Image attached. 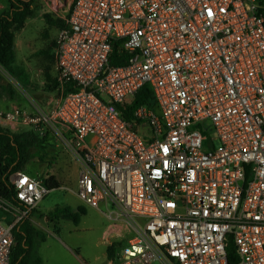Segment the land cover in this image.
I'll return each instance as SVG.
<instances>
[{
	"label": "built area",
	"instance_id": "1",
	"mask_svg": "<svg viewBox=\"0 0 264 264\" xmlns=\"http://www.w3.org/2000/svg\"><path fill=\"white\" fill-rule=\"evenodd\" d=\"M66 1L59 97L48 112L0 110V127L28 126L76 164L75 197L110 221L112 264H228L229 240L234 264H264V0H43V9ZM116 43L121 65L109 62ZM66 82L76 90L63 93ZM144 85L155 108L126 118ZM9 180L18 203L0 198L13 218H0V264L15 224L50 192L37 174Z\"/></svg>",
	"mask_w": 264,
	"mask_h": 264
},
{
	"label": "rangeland",
	"instance_id": "2",
	"mask_svg": "<svg viewBox=\"0 0 264 264\" xmlns=\"http://www.w3.org/2000/svg\"><path fill=\"white\" fill-rule=\"evenodd\" d=\"M38 1V17L49 14L53 19L62 21V15L66 16L67 12L64 10L59 13L46 12L43 9V0ZM58 29L59 27L48 25L42 19L37 20L27 33L18 36L17 63L26 74L30 88L28 92L22 89L14 78L0 69L2 82L9 84L13 92L1 93L0 98L4 95L15 98L16 105L27 107L29 112L50 111L59 94L55 88L58 73L54 58ZM28 129L30 130L28 126H21L17 132ZM49 142L51 143L38 151L27 166L33 174L42 178L53 177L59 184L58 188L51 189L38 203L28 218L45 235V240L38 246L37 254L41 260L44 259L45 264H105L104 254L107 246L102 237V230L110 221L101 212L84 206L86 213L77 226L69 220L61 219L54 225L48 219V214L56 205L69 206L72 209L81 206L74 195L77 166L60 147L53 141ZM102 211L105 210L102 208ZM113 264L118 263L114 261Z\"/></svg>",
	"mask_w": 264,
	"mask_h": 264
},
{
	"label": "trees",
	"instance_id": "3",
	"mask_svg": "<svg viewBox=\"0 0 264 264\" xmlns=\"http://www.w3.org/2000/svg\"><path fill=\"white\" fill-rule=\"evenodd\" d=\"M40 9L38 0H7V7L0 12V69L14 78L22 89L29 91L30 85L24 71L15 63L14 54V36L25 24L27 18L38 15ZM42 18L49 24L63 26L61 20L53 19L49 14H43ZM127 55L117 45L109 57L112 65H121L124 63ZM55 85L58 82L55 79ZM57 89V87H55ZM76 87L71 82L64 84L63 93L75 91ZM12 94L11 86L2 82L0 73V94ZM140 105H146L155 108V101L151 89L144 85L136 92L132 100L126 104L124 116L129 118L130 113ZM47 136L40 138L33 130L12 132L0 127V198L18 203L15 198V191L11 185L9 177L16 171L30 172L27 166L35 157L36 153L44 149L51 143ZM45 185L51 190L58 188L59 184L53 177H44ZM86 213L84 206H77L72 209L69 206L60 207L56 205L48 219L55 224L58 220H69L77 226ZM0 218L11 223L12 216L0 211ZM57 230V228H55ZM14 245L10 252L9 264H42L41 258L37 254L38 246L45 240L42 234L28 218L20 220L13 228ZM226 258L228 264H234L238 256L234 245L229 240L226 244ZM114 246L106 247V256L110 260L113 256Z\"/></svg>",
	"mask_w": 264,
	"mask_h": 264
},
{
	"label": "crops",
	"instance_id": "4",
	"mask_svg": "<svg viewBox=\"0 0 264 264\" xmlns=\"http://www.w3.org/2000/svg\"><path fill=\"white\" fill-rule=\"evenodd\" d=\"M67 1H66V3H65V6H64V8H62L60 11L62 12L63 10L65 11V13L67 12ZM7 7V0H0V12L2 11V10H4L5 8ZM59 11V12H60ZM58 12V13H59ZM64 17L65 16H63L62 15V21H63V19H64ZM43 18H42V16H40V17H38V15L37 16H35V17H32V18H27L26 20H25V24H24V27L17 33V34H15V36H14V54H15V63H16V65L18 66V63H17V56H18V51H19V47H18V44H17V39H18V36L19 35H23V34H25V33H27V31L28 30H30L31 28H32V26H33V24H35V22H37V20H42ZM44 20V19H43ZM46 22V21H45ZM47 23V22H46ZM48 25H54V24H49V23H47ZM55 26H57V27H59V29L62 27V26H58V25H55ZM59 29H58V31H59ZM58 31H57V33H58ZM28 47V46H27ZM58 89V88H57ZM59 95H60V92H59V94H58V96L55 98V100H54V103L56 102V100H57V98L59 97ZM14 105H16V100H15V98L13 99V98H9V97H7V96H2L1 98H0V110H8V108L10 109L12 106H14ZM53 106H54V104H53ZM26 110L28 111V109H27V107H26ZM29 112V111H28ZM21 127V126H20ZM19 127V128H20ZM19 128H18V130H19ZM16 132V131H15ZM81 204V203H80ZM82 205V204H81ZM97 210V209H96ZM97 211H99V212H101V210H97ZM102 213V212H101ZM103 214V213H102ZM80 223V222H79ZM108 226H109V223H107L104 227H103V230H102V237L103 238H105V236H106V233H107V228H108ZM53 234V233H52ZM52 234H50V235H52ZM127 234V232L124 234V236ZM106 246H108L107 244H106ZM75 255H77L78 256V254H75ZM104 257H105V264H112V258L110 259V260H108V258H107V256H106V253L104 254ZM113 257V256H112ZM42 264H45V261H44V259L42 258Z\"/></svg>",
	"mask_w": 264,
	"mask_h": 264
}]
</instances>
